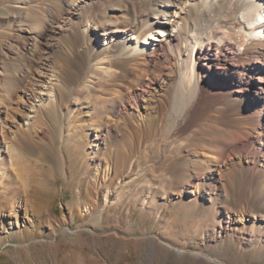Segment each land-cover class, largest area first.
Instances as JSON below:
<instances>
[{"label":"rangeland","instance_id":"1","mask_svg":"<svg viewBox=\"0 0 264 264\" xmlns=\"http://www.w3.org/2000/svg\"><path fill=\"white\" fill-rule=\"evenodd\" d=\"M26 1L38 16L11 0L0 4V264H264V150L231 134L257 141L258 116L239 102H191L189 88L173 94L171 80L159 97L152 86L149 104L139 101L134 111L130 92L147 74L163 71L166 81L178 69L147 63L150 48L87 59L92 40L104 46L94 26L115 25L121 9L56 33L46 48L55 23L45 8L56 0ZM154 41L138 39L146 47ZM135 61L152 70L137 84ZM43 67L49 91L33 84ZM102 98L106 106L87 115ZM122 104L135 115H119ZM13 171L18 179L10 180ZM197 172L222 181L206 194ZM14 184L41 186L48 196L43 205L32 196L26 202L11 193Z\"/></svg>","mask_w":264,"mask_h":264},{"label":"bare ground","instance_id":"2","mask_svg":"<svg viewBox=\"0 0 264 264\" xmlns=\"http://www.w3.org/2000/svg\"><path fill=\"white\" fill-rule=\"evenodd\" d=\"M2 2L3 0H0L1 6ZM11 2L14 8H25V13L31 11L34 16L40 13L26 0ZM119 8L122 14L116 17L115 25L108 21L106 26L102 24L94 26V30L99 29L97 34L99 39L104 41V46L100 48L92 40L87 59L97 58L102 51L125 57L132 53H135L134 56H140L150 48L147 63L162 68L175 66L178 69V74L172 73L164 81L160 79L163 71L157 73L148 67H140V62L135 61L130 69L132 75L130 81L134 84L144 72H152L147 74L142 84L130 92L132 99V102L128 103L130 109L137 111L139 101L149 104L150 98L154 97L149 90L152 86L159 85L157 94L159 97L171 80L174 85L173 94L179 89L189 88L191 102H195V98H200L198 101L210 99L244 104L247 116L257 115L262 123L260 130L257 131L258 139L247 143L241 130H233L231 134L237 135L238 142L249 149L264 150V23L257 22L255 18L264 8V0H56V3L45 8V14L55 25L51 28L52 41L46 40L47 42L43 44L46 48L53 47L56 33L75 31L78 29V23L82 22L98 23L110 20L111 13ZM25 21L29 20L25 18ZM255 29L259 31L254 32ZM157 31L167 33L168 37L157 39L153 36ZM131 36L135 38L134 42L130 41V45H127V37L131 39ZM142 36L145 40L152 37L156 41L150 47L140 46L138 39ZM87 59H84L82 64L88 63ZM48 76L49 68L35 70L32 76L33 84L42 87L41 90L49 91L53 83L49 81ZM99 97L96 94L94 98L96 100ZM97 101L87 115H92L106 106L107 102L103 98ZM117 113L121 116L124 115L121 113L135 115V112L125 105H119ZM241 115L244 116L243 112ZM87 129L91 130L89 127ZM106 131L111 133L112 129L107 128ZM100 138V132L94 129L91 141L95 142V149L98 148ZM196 174L206 194L217 188L213 180L222 181L219 173L218 176L215 174L204 176L202 172ZM11 175L10 180L18 179L14 171ZM37 186L30 188L26 184H14L11 193L20 191L26 202L32 196L41 199L43 205L48 195L39 189L41 186ZM12 196L11 194V198ZM15 223L19 228L25 226L19 216H16ZM30 224L33 225V220H30ZM45 243L50 244V241ZM104 264L109 262L104 259Z\"/></svg>","mask_w":264,"mask_h":264}]
</instances>
